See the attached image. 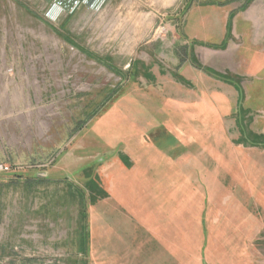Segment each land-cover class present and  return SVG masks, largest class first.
<instances>
[{
    "label": "rangeland",
    "instance_id": "obj_1",
    "mask_svg": "<svg viewBox=\"0 0 264 264\" xmlns=\"http://www.w3.org/2000/svg\"><path fill=\"white\" fill-rule=\"evenodd\" d=\"M54 2L0 0V264H103L90 206L152 188L174 264H264V0Z\"/></svg>",
    "mask_w": 264,
    "mask_h": 264
},
{
    "label": "crops",
    "instance_id": "obj_2",
    "mask_svg": "<svg viewBox=\"0 0 264 264\" xmlns=\"http://www.w3.org/2000/svg\"><path fill=\"white\" fill-rule=\"evenodd\" d=\"M211 51L215 53L218 50L211 49ZM211 51L207 50V55H211ZM225 57L229 58L228 56ZM170 82L169 80L164 81L166 85L173 88ZM185 160L182 157L177 162L181 164ZM187 161L185 162L187 163ZM165 173L167 171L163 174ZM108 192H110L109 189ZM150 192L151 198L144 203L140 199L136 200L135 194L131 201L133 206L128 209H123L118 205V207L115 206L117 208H114L116 210L112 209L108 205L110 204L108 198L104 200L102 208L100 207V211H102L100 214L99 210L96 209L99 204L90 206V211L93 209L92 213L94 218L96 217V221L97 215L100 217L98 220L100 224L94 223V229L101 227L102 235H93L88 238L87 248H91V251L94 252L95 248L97 249L100 246L103 264H108L109 260H113L111 264H174L175 259H190L189 246L183 247L182 244L180 247L177 242L183 240V238L185 240L189 238L188 233L184 231V229L189 228L188 219L186 221L181 219L180 225L175 228V213L171 212L170 215H167L170 208L167 205L165 207L162 201L159 202V199L158 203L160 205L154 204V198L158 192H154L153 188ZM155 194L156 196H154ZM185 194L188 195L189 193ZM150 205L156 207L153 208L154 213L150 212L149 217L143 219L142 211L147 210ZM111 209L119 213V218L116 221L111 219Z\"/></svg>",
    "mask_w": 264,
    "mask_h": 264
},
{
    "label": "built area",
    "instance_id": "obj_3",
    "mask_svg": "<svg viewBox=\"0 0 264 264\" xmlns=\"http://www.w3.org/2000/svg\"><path fill=\"white\" fill-rule=\"evenodd\" d=\"M104 0H55L51 9H49V14H51L55 19L59 18L63 13L72 14L79 7L84 4L87 5L92 10H99L104 4ZM11 168L8 165L0 164V173H10Z\"/></svg>",
    "mask_w": 264,
    "mask_h": 264
}]
</instances>
